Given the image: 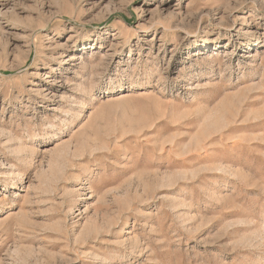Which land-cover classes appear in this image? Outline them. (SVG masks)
<instances>
[{
    "label": "rangeland",
    "instance_id": "1",
    "mask_svg": "<svg viewBox=\"0 0 264 264\" xmlns=\"http://www.w3.org/2000/svg\"><path fill=\"white\" fill-rule=\"evenodd\" d=\"M0 264H264V0H0Z\"/></svg>",
    "mask_w": 264,
    "mask_h": 264
}]
</instances>
